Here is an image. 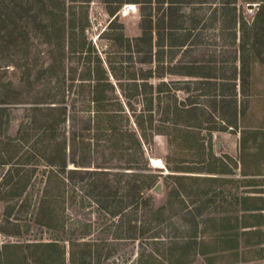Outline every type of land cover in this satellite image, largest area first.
I'll return each mask as SVG.
<instances>
[{"label":"rangeland","instance_id":"rangeland-1","mask_svg":"<svg viewBox=\"0 0 264 264\" xmlns=\"http://www.w3.org/2000/svg\"><path fill=\"white\" fill-rule=\"evenodd\" d=\"M126 4L133 6L134 11L123 15L121 10ZM43 7L46 11L40 12L38 9ZM86 11L89 12L86 35L94 49L86 54L78 48L72 55L67 41L69 30L63 32L62 42L65 40L66 44L63 48V43L57 41L61 36L58 37L49 18L61 15L59 18L67 25L75 18L77 31L85 24ZM253 26L254 38L249 50L256 54V62L248 65H254L250 70L247 61L242 62L240 48L243 37L250 34L248 30ZM56 57H63L62 64L53 62L52 58ZM98 58L103 63L100 67L106 70L112 67L116 77L109 76L113 91L102 87L105 102L94 104L90 81L83 80L81 75L86 76L88 67L94 70ZM145 59L151 63H142ZM236 75L240 78L242 75L238 79L242 80L241 91L250 95L245 97L242 92L238 97L248 107L244 125L251 128L264 124V0H0V107L7 109V113L0 112L3 115L0 118L11 125L8 132L0 129L5 131L3 135L0 133V139L7 134L13 138L23 135L22 122L41 118L31 111L33 108L62 100L67 115L71 116L57 134L66 138L67 146H72L69 153L72 161L92 162V167L84 168L113 174L119 166L136 168L126 170L129 175L123 182L131 181L134 174L147 173L155 174L161 181L159 193L145 190L138 203L116 216L109 213L113 209L98 207L92 199L80 194L51 189L48 200L57 195L60 198L51 201L53 209L40 216L44 224H38L35 218L39 219L36 213L42 199L39 182L49 175L46 163L50 157H39V152L30 149L23 140V148H18L19 154L12 164L19 162L20 169L35 171L29 189L2 199L9 192V183L19 179L16 165L9 161L0 164V248L23 242H56L59 250L66 249L65 264H70L71 241H94L92 244L98 245L93 256L87 259L88 264H140L142 261L146 264H223L225 260H232L230 255L221 259L215 253L203 254L220 248L209 235L213 234L212 228H221L222 216L210 213L222 210L223 204L213 203L214 195L219 198L218 194L209 195L217 183L195 176L212 170L227 171L222 161L223 146H239L236 135L226 137L214 131L224 126L221 113L229 107L222 96L231 95L233 101L235 88L231 87L235 85ZM145 81L148 82L144 94L146 103L150 104L153 99V111L143 120L146 157L136 152L138 146L129 136L143 108L144 97L137 87ZM80 88L85 89L82 94L78 92ZM123 96L131 103L129 113L121 111L118 104V101L123 103ZM111 101L116 114H121L116 118L122 128L120 132L125 133L123 143L116 150L109 148L103 132ZM151 117L152 122L148 120ZM40 121L35 126L41 135ZM209 130H213V135ZM257 132L261 140L264 131ZM98 133L102 134L100 144ZM199 141L207 145L204 147H208L210 154L218 156L217 160L199 159ZM86 143L92 146H84ZM89 148L93 156L87 158L84 150ZM29 155L36 158L27 159ZM153 159H161L164 167L154 166ZM68 167L76 168L71 161ZM176 173L194 176V179L180 180L173 176ZM107 177L115 179L112 175ZM136 178L145 181L142 176ZM7 208L12 209L9 218ZM213 219L217 220L216 224ZM49 220H53L55 228L46 226ZM83 249L81 246L80 250ZM56 260L60 261V255ZM10 262L0 255V264Z\"/></svg>","mask_w":264,"mask_h":264},{"label":"trees","instance_id":"trees-1","mask_svg":"<svg viewBox=\"0 0 264 264\" xmlns=\"http://www.w3.org/2000/svg\"><path fill=\"white\" fill-rule=\"evenodd\" d=\"M40 12L46 11V7L39 8ZM39 12V13H40ZM115 13V11H113ZM113 12L111 14H113ZM85 24L76 29V21L75 18L71 19L69 25L65 23L63 19H60L59 17L61 15H51L50 20L53 23V28L56 31V34L58 37L61 36V38H58V42H62L63 40V32L67 29L69 30L68 33V39L71 44V54H75L76 51L79 49H82V51L86 54H89L87 52L92 53L91 51L94 49V45L88 41L87 35H86V26L89 25V12L86 11L85 13ZM62 17V16H61ZM65 23V24H64ZM252 28L250 27L248 30V34L246 37H243V44L240 48V52L242 54V62L245 64L247 61L248 65L252 62H256V54L251 53L250 47H251V40L254 38L252 35ZM102 37V35H100ZM143 37H140L138 39H142ZM152 37L150 38L151 41ZM63 48L65 47V40L62 42ZM151 45V42L149 43ZM162 45V44H161ZM60 48V49H63ZM87 49V51H86ZM143 52V51H141ZM97 55V54H96ZM247 56V57H246ZM247 59H246V58ZM91 58V56H90ZM146 58V56L144 57ZM53 62L55 63H61V59L63 57H56L52 58ZM99 59V58H98ZM151 59V57L149 58ZM151 63V60H142V63ZM52 63V64H55ZM108 64V63H107ZM103 65L102 61L99 59L97 60V64L94 66V70H91L89 67L88 69H85V75H81L83 77V80H89L90 81V97L92 98L91 102L94 104H101L105 102V99L103 98V88L104 86L109 87L110 91L114 90V86L109 82V76L110 74L112 76L116 77V74L114 73V69L112 67H108L107 70L103 67H100ZM109 65V64H108ZM110 66V65H109ZM110 69V72L108 71ZM64 68H62V71ZM87 73V74H86ZM192 74V73H190ZM93 83V84H91ZM143 84L141 87H137V91L140 89L141 94L143 95V101L142 105L143 108L140 110V113L138 114L136 120L133 122L132 131H129L130 141L133 142L135 146H138V150L136 152H139L141 154L145 155V146L147 141V135L144 130V118L146 117L147 113L149 111H153L152 108L149 110V106L151 104L146 103L145 99V92L147 89V84L145 82H142ZM62 85L59 88V91H63ZM121 86V85H120ZM3 88V86H1ZM81 88H84L83 85ZM78 91L79 93H83L85 89H81ZM120 89L123 90V87H120ZM113 97V96H110ZM124 97V96H123ZM116 98H120L119 96H116ZM122 98V97H121ZM125 99H123V103L121 101H118V104L120 108L122 107L123 112H130L131 111V103L126 102L128 100V97L125 96ZM113 99V98H112ZM2 103V102H0ZM56 105H53L55 104ZM51 105L46 107H35L31 111L34 114H38L41 116L39 119L38 117H34L32 119H28L27 123L22 122L21 123V131L23 132V135L18 136L17 138L10 137L8 134L5 136L4 139H0V164H5V161H9L8 163L12 164V160L15 157L16 154H19L18 148H23L21 143L23 140L27 142L26 146H29L30 149L35 150V152H39V157L45 158L50 157V159L47 160V166H49V175L39 182L41 186V197L40 203L38 205L37 209V218H35V222L38 224H44L42 220H40V216H44V214L47 213V210H52V203L51 201H57V198H60L59 195H57L56 198H52L51 200H48L50 197L49 195L53 191L58 190V192L62 191H68V193L72 192L74 194H80L82 197H86L88 199H92V202L95 203L98 207H101L103 209H113L109 213L113 216H116L124 210H127L128 207L132 206L134 203H138V199H141V196L144 195V191L148 190V192H153L156 188V186L161 183L160 179H158L157 176L153 173H147L146 175L141 174H134L131 178V181L123 182V178L127 177L129 175L126 170L128 169H136L132 168L130 166H119L118 171L113 174L111 171H103V170H90L85 169L84 167H92L91 165H94L92 162L88 163H79L76 162L75 159L72 161L71 157L69 155L70 150L72 146H67V140L66 138L59 137V134H57V131L60 127H65L66 123L68 122V118L71 116L67 115L66 107L64 106V102L61 100L59 102H50ZM114 105V104H113ZM112 105V101L110 102L109 106L110 109L105 113L106 115V124H103V132L105 134L106 142L110 145V149L116 150L118 148L119 143H123V135L125 133L120 132L122 128L119 126V122L117 121V117H120L116 114V110L114 109ZM126 110H125V109ZM97 112L99 109L96 110ZM0 112L7 113V109L4 107H0ZM40 112H44L43 114H39ZM3 115H0L2 117ZM41 120L42 126L40 129L42 130V133L40 135L39 131L36 130L37 127L35 126L36 121ZM150 122H152V117L148 118ZM117 121V122H116ZM5 120L0 118V129H7V132L9 130V121L6 122ZM25 131V132H24ZM99 131L102 133L101 128L99 127ZM20 132V130H18ZM21 132V133H22ZM48 132L54 133L53 136H48ZM1 135L5 133L3 130L0 132ZM25 133V134H24ZM145 133V134H144ZM102 135V134H101ZM100 133L97 134V141L98 144H100ZM155 136V135H154ZM3 137V136H2ZM39 145V146H37ZM25 146V147H26ZM84 146H92L90 143H86ZM77 148H75L76 152ZM113 150V151H114ZM5 154H3V152ZM84 156L89 158L93 156V153L91 152V149H85L84 150ZM74 153V152H73ZM32 154H35L34 152ZM49 154V155H48ZM212 156V155H211ZM210 156V157H211ZM146 157V155H145ZM213 157V156H212ZM28 158H36L35 155H29ZM149 159V156L147 157ZM30 160V159H29ZM37 160V159H36ZM71 161L76 168H69L68 162ZM147 161V160H146ZM19 162H16L12 165H16L15 172L17 173V180L14 183H9L8 189L9 192L5 194V197H2V199H6V197L18 195L21 192L26 191L30 188V181L31 177L34 174L33 172L35 170H31V172L26 171L25 169H20L18 167ZM148 163V162H147ZM148 166V165H147ZM146 166V167H147ZM140 169V168H138ZM150 170V169H149ZM25 171V173H23ZM179 172V171H176ZM115 176V179L108 178L107 176ZM142 176L145 178V181L138 180L139 178H136L137 176ZM177 177V179L183 180V179H194V176L189 175H182L179 173H176L173 175ZM16 191V192H15ZM160 191H157L159 193ZM16 193V194H15ZM55 197V196H54ZM6 202V201H2ZM12 213L11 208H7L6 214L7 216ZM9 218V216H8ZM53 220H49L46 224L48 228H55V226L51 223ZM59 228V227H58ZM135 231V230H134ZM136 232V231H135ZM94 241H71V244L69 246V261L70 264H88L87 259L91 258L95 252V248L98 245L92 244ZM81 246L84 247V249L81 251ZM96 246V247H95ZM59 245L56 242H41V243H34V242H23V243H17V244H5V246L0 248V255H2L3 260L4 259H10L9 264H65L67 252L65 247L61 248L62 250L58 249ZM58 249V250H57ZM39 251V253L37 252ZM60 255V261L56 260V258ZM10 257V258H9ZM173 260V259H172ZM171 260V261H172ZM14 261V262H13ZM147 263V262H146ZM145 262H141L140 264H146ZM176 264V263H175Z\"/></svg>","mask_w":264,"mask_h":264},{"label":"crops","instance_id":"crops-1","mask_svg":"<svg viewBox=\"0 0 264 264\" xmlns=\"http://www.w3.org/2000/svg\"><path fill=\"white\" fill-rule=\"evenodd\" d=\"M248 67L253 70L254 65L251 64ZM175 74L177 75V72ZM186 75L195 74L187 73ZM195 77H201V75H195ZM233 78L236 81L234 82L235 85L231 87L235 88L234 99L231 100V95L222 96V101L226 102V107H229V110L221 113L224 126H220L214 131L217 130V133L219 132L226 137L236 135L239 139V146H223L225 158L223 157L222 161L227 171L212 170L206 174L195 176L206 178L208 182L217 183L214 192H209V195L218 194L219 198L214 195L213 203L216 205L215 202L221 201L223 204L222 210H214L210 213L215 217L222 216L220 218L221 228H212L213 234L209 235V239L212 238L220 248L206 251L203 254L212 255L215 253L221 259L229 255L233 257L232 260L223 261V264H264V132L261 135V140L257 134V131H264V124L251 128L244 125L248 116V107H245L242 101L238 99L242 92H245L244 90L241 91L243 88L242 80L238 81L242 75L241 78L240 75ZM147 83L145 81V84ZM244 95L245 97L250 96L246 92ZM150 101L152 102L149 110L151 108L153 110V99ZM209 133L213 135V130H209ZM254 134L255 139L252 138ZM198 143L199 159L205 162L209 160L212 154H210L208 147H204L207 146L204 142L199 141ZM212 156L210 158L217 160L216 154ZM202 194L206 195L208 192H202ZM212 221L214 224L217 222L216 219Z\"/></svg>","mask_w":264,"mask_h":264},{"label":"built area","instance_id":"built-area-1","mask_svg":"<svg viewBox=\"0 0 264 264\" xmlns=\"http://www.w3.org/2000/svg\"><path fill=\"white\" fill-rule=\"evenodd\" d=\"M134 11V8H133V6H131V5H124L123 7H122V10H121V13L123 14V15H128V14H130L131 12H133Z\"/></svg>","mask_w":264,"mask_h":264},{"label":"bare ground","instance_id":"bare-ground-1","mask_svg":"<svg viewBox=\"0 0 264 264\" xmlns=\"http://www.w3.org/2000/svg\"><path fill=\"white\" fill-rule=\"evenodd\" d=\"M154 166L164 167V162L161 159H153Z\"/></svg>","mask_w":264,"mask_h":264},{"label":"water","instance_id":"water-1","mask_svg":"<svg viewBox=\"0 0 264 264\" xmlns=\"http://www.w3.org/2000/svg\"><path fill=\"white\" fill-rule=\"evenodd\" d=\"M160 187H161V183H159V184L156 186V188L154 189V191L157 192V191L160 189Z\"/></svg>","mask_w":264,"mask_h":264}]
</instances>
